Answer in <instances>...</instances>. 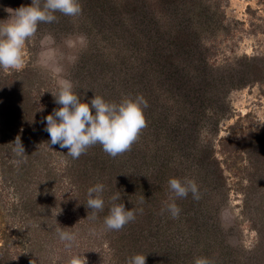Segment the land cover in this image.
<instances>
[{"label": "trees", "instance_id": "16d2710c", "mask_svg": "<svg viewBox=\"0 0 264 264\" xmlns=\"http://www.w3.org/2000/svg\"><path fill=\"white\" fill-rule=\"evenodd\" d=\"M259 2L264 13V0ZM30 3L31 0H0V19L7 8ZM80 3L81 15L68 17L57 12V21L40 24L36 35L49 32L56 38L68 34L86 36L87 52L83 66L74 72L78 77L74 90L85 100H90L94 92L116 102L125 95H142L148 102L144 109L147 127L131 150L122 155L113 158L96 145L73 159L66 149L51 147L44 130L43 118L59 107L53 96L48 94L40 108L33 102L31 132L35 144L26 156L33 155V172H38L36 181L41 188L33 198V214H38L39 205L46 200L44 195L53 197L56 207L75 206L81 219L79 226L92 225L103 235L109 259H103L101 264H126L127 258L137 253L147 255L146 264H194L198 257L207 258L211 264H238L220 226L218 211L224 200L220 194L226 190L221 163L227 162L238 147L250 159L258 153L264 155L261 133H252L240 141L219 139L222 158L216 154L210 136L225 115L230 89L248 82H264V55L244 53L218 59L219 47L214 42L225 16L220 0ZM22 70L25 68L11 70L9 79H17ZM5 83H0V166L12 149L13 139L7 136L17 125L28 128L29 122L23 119V125L19 120L23 115L29 118L27 112L32 113L26 98L12 97L5 105ZM17 89L18 85L10 93L16 94ZM56 155L63 161L58 177L68 188V193L63 189V195L58 196L52 190V169L46 161ZM172 177L194 180L200 194L199 200L191 193L176 199L181 211L175 219L166 210L162 212L174 195L168 186ZM256 181L261 180L257 177ZM97 183L105 186V209L92 219V210L84 204L87 190ZM117 192L121 195L119 202L135 212V220L120 231H108L103 220L109 199ZM4 249L0 247V264H14Z\"/></svg>", "mask_w": 264, "mask_h": 264}, {"label": "rangeland", "instance_id": "374dc122", "mask_svg": "<svg viewBox=\"0 0 264 264\" xmlns=\"http://www.w3.org/2000/svg\"><path fill=\"white\" fill-rule=\"evenodd\" d=\"M220 4L225 16L224 26L214 42L219 47L218 59L224 55L240 56L244 53L264 55V13L260 10L259 0H220ZM248 8L254 9V12ZM8 15V12L5 13L1 19H6ZM48 33L36 35L26 42L23 49L25 70L17 79H9L11 69H0V83L6 82L2 88L7 91V94H2L5 105L13 98H26L32 110L31 114L27 112L29 118L23 115L19 120L23 125L21 120L29 122L31 125L27 124L28 128H19L17 125L10 137L6 135L13 141L11 151H7L6 161L0 166V247H5V255L13 259L14 264H63L71 255L84 252L88 264H101L103 259H109L103 235L100 230L95 231L92 225L88 228L79 226L81 219L77 216L75 206L60 204L56 207L52 204L53 197L48 199L44 195L43 200H46L39 205L37 217L33 214V198L37 197L36 192L40 188L36 181L38 172H33V155L19 157L14 152L17 136L21 138L26 154L29 149L33 151V102L36 108H40L48 94L52 95L50 91L57 89L60 77L41 66L39 61L41 40ZM81 35L68 34L56 38L57 35L52 34L54 44L51 47L58 52L57 59L63 67L60 75L70 79L74 87L78 79L74 72L83 66L88 47L87 39L86 45L80 43ZM68 39L73 41L72 47L67 46ZM70 57H76V62L73 63ZM17 85L16 94H11L10 91L16 89ZM226 102L228 107L225 115L210 136L218 157L224 156L219 151L218 141L223 138L240 141L249 138L252 133L260 132L263 149L264 82H248L230 89ZM230 156L227 162L221 163L226 190L220 194L224 199L218 211L220 226L225 232L233 259L238 264H264V155L258 153L250 159L238 147ZM56 157L46 161L52 169L49 174L53 179L52 190L58 196L63 195V189L68 193V188L58 177L63 161ZM257 177L261 180L259 183ZM59 199L63 201V198ZM27 201L30 204H26ZM60 226L70 227L66 230L75 233L76 240L71 248L65 247V242L59 239L56 228Z\"/></svg>", "mask_w": 264, "mask_h": 264}, {"label": "clouds", "instance_id": "9594fccd", "mask_svg": "<svg viewBox=\"0 0 264 264\" xmlns=\"http://www.w3.org/2000/svg\"><path fill=\"white\" fill-rule=\"evenodd\" d=\"M6 11L9 13L8 17L0 19V69L20 70L24 64L25 44L36 36L38 26L56 22L57 12L64 16L77 17L82 14V5L80 0H31L28 5H21L16 9L7 8ZM86 39L83 35L79 37L82 45H86ZM52 44L54 37L48 33L41 40L42 51L39 54L41 66L49 68L60 77L57 80V89L50 91L54 103L59 107L54 108L42 120L45 124L44 130L50 137V146L55 148L58 145L60 149H66V154L73 159H78L96 145H100L102 150L113 158L130 151L141 131L147 127L144 115L147 100L138 94L134 97L125 95L118 102L107 101L95 92L90 100H85L83 95L74 90L73 82L60 75L63 67L58 62L59 54L51 47ZM66 44L72 47L73 41L68 39ZM76 59L70 57L73 63ZM14 145L17 156L26 155L19 136L14 140ZM168 186L174 195L169 197V202H166L162 212L166 210L174 219L179 217L181 211L175 202L176 199L186 198L189 193L194 199H200L198 186L192 179L172 177L168 180ZM104 187L102 183H97L87 190V201L84 205L86 209L92 210V219H96L97 213L105 209ZM144 198L145 196L141 202ZM120 200L119 192L109 199L108 212L103 220L108 231H120L135 220V212L126 208ZM67 228L70 227H57L56 233L59 239L65 242V247L71 248L76 235L67 231ZM84 253L71 255L63 264H88ZM146 259L147 255L137 253L127 258L126 264H146ZM194 264L211 262L205 257H198Z\"/></svg>", "mask_w": 264, "mask_h": 264}]
</instances>
